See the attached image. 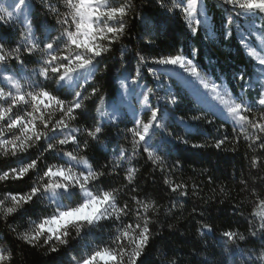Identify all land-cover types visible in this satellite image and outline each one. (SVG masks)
Returning a JSON list of instances; mask_svg holds the SVG:
<instances>
[{
  "label": "trees",
  "instance_id": "1",
  "mask_svg": "<svg viewBox=\"0 0 264 264\" xmlns=\"http://www.w3.org/2000/svg\"><path fill=\"white\" fill-rule=\"evenodd\" d=\"M30 2V16L37 37L44 39L50 29L59 27L53 15L47 12V6L58 9L61 15L67 13L68 9L64 0ZM130 2L136 8V13L130 14L125 35L111 45L109 52L98 58V67L91 79L84 83L82 89H77L87 98L83 101V112L77 110V119L70 124L71 128L80 129L75 133L79 146L69 143L60 146L58 151L62 149L63 152H72L86 159L93 170L104 171L105 176L97 187L104 190L118 189V206L127 203L130 209H137L132 199L134 196L140 201L154 202L155 207L147 213L152 221L149 224L152 237L137 264H254L264 251L260 244L261 235H249L251 226L255 225L258 229L260 224L257 213L261 209L257 208V204L260 199H264V150L249 147L251 141L246 137L259 134L249 125H243L242 130L227 122L196 103L185 90L175 84L173 95L167 97L166 109L169 114L165 123V138L158 144L160 150L157 155L163 163H154L142 147L137 148L134 154L133 137L128 132V129L134 127V121L130 118L103 121L104 126L98 139L89 137L85 131L94 129L100 121L97 109L101 97L114 95L116 79L121 71L135 75L138 69L144 82L155 85L154 74L149 69H154V62L162 57L186 51L187 56L192 58L194 48H198L201 61L198 63L205 67L213 62L208 55L212 49L218 48L221 56L226 55L225 49L219 46L220 49L217 43L209 45L200 35L201 39L196 40L194 32L200 33V27L197 26V31L192 30L179 8L173 14L160 7L166 3L168 8H172L173 0ZM198 7L205 10L210 25L214 28L220 26L219 32L224 35L228 12L223 2L203 0L201 6L198 0ZM139 16H143L142 22ZM261 24L264 26V21L261 20ZM44 28L47 29L46 33ZM24 32L18 24L0 21V37L7 41L5 48L8 50L14 49L22 41ZM57 34L56 31L51 32L53 36ZM231 40L234 46L227 49L230 63L224 70L226 76H221V79L229 83L238 96L237 89L244 86L237 85L239 70L252 61L244 49L235 48L237 41L234 36ZM38 56H29L22 50L23 65L12 60L9 71L19 75V79L27 86L36 79L34 70L42 67L36 62ZM46 83L50 90L56 87L54 80ZM93 88L98 89L95 95L92 94ZM166 93L169 94L168 91ZM54 94H59L65 100L72 98L63 92ZM259 94L260 91L251 95L248 105L250 110L242 113L249 120H258L264 115V106L257 102ZM23 107L17 114L22 115ZM225 138V143L219 149L216 148V141ZM41 152L42 148L38 146L17 157L0 150V173L29 163L31 159L40 156ZM256 157L262 163L253 167L251 161ZM65 161L52 153H44L38 162V171H30L22 180L0 181V200H4L9 193L27 192L46 170V165L65 164ZM129 168L136 170L132 183L126 179ZM166 180L169 183L166 184ZM175 184L183 187L173 193L171 187ZM92 190L95 191V188ZM185 190L187 195L180 196L179 193ZM75 203L76 199L68 200L72 206ZM8 206H11L10 201L5 202V207ZM54 210V206L42 198L8 216L0 211V246L12 252L8 264H78L82 257L90 255L92 251L115 248L118 231L124 225L139 222L133 211L123 217L122 221L101 222L100 227L91 229L86 236L83 232L77 236L76 229L70 228L69 243L57 245L56 252L50 251V245L45 244L43 238L35 244L18 238L19 234L31 232L35 224ZM140 212L143 218V208H140ZM225 231L243 234L246 239L230 240L222 235ZM124 246L131 251L130 244L125 243Z\"/></svg>",
  "mask_w": 264,
  "mask_h": 264
},
{
  "label": "snow or ice",
  "instance_id": "2",
  "mask_svg": "<svg viewBox=\"0 0 264 264\" xmlns=\"http://www.w3.org/2000/svg\"><path fill=\"white\" fill-rule=\"evenodd\" d=\"M199 2L203 6V0ZM64 3L68 12L63 15L58 9L47 6V12L53 15L59 27L50 29L44 39L37 37L31 26H28L22 34V41L14 49L8 50L5 48L7 41L4 37H0V84L3 85L0 87V149H3L5 154L18 157L20 154L29 153L30 149L38 146L42 148L40 156L36 159H31L29 163L0 173V181L22 180L30 171H38V162L42 160L44 153H52L62 160L67 158L65 164L46 165V170L33 182L27 192L9 193L4 200H0V211L8 216L24 209L25 205L46 198L49 205L54 206V212L44 216L38 224H35L31 232L19 234L18 238L29 244H35L43 238L44 243L50 245L52 252L58 251L57 245L69 243L70 228L76 229L77 236H81L82 232L86 236L91 229L100 227L101 222L122 221L123 217L135 211L139 222L135 225L131 223L124 225L118 231L115 248L92 251L90 255L82 257L78 264H97L98 260L104 261L105 264H137L152 237L149 228L152 221L147 217V213L149 209L155 207L154 202L140 201L134 196L132 199L136 202L137 209H130L127 203L118 206V189L104 190L97 187L101 178L105 176L104 171L93 170L86 159L78 158L72 152H63L62 149L58 151L60 146L69 143L79 146L75 133L80 129H73L70 124L77 119V110L83 112V101L87 99L82 91L77 90L83 88L80 79L85 73L87 76L84 77V82L87 83V80L91 79L98 67V58L109 52L111 45L119 42L125 35L128 27L127 20L130 14L136 13V8L130 0L127 2H121V0H64ZM181 5L184 6L181 8ZM15 7L22 9L30 5L27 0H19ZM160 7L173 14L176 8H180L189 25L193 21L197 25L207 22L206 15L203 21L195 19L198 14V0H187L186 4L184 0H173L172 8H168L166 3L161 4ZM223 7L228 12V28L223 33L225 36L231 34V25L235 23L233 14L235 18L244 16L250 20L258 18L264 21V0H223ZM12 17L13 13L7 12V19L10 20ZM5 19V16L0 15V21ZM139 19L142 22L144 18L139 16ZM53 31L58 34L51 35ZM258 31H264V26ZM240 43H245L243 33H241ZM22 50L29 56L39 54L36 62L42 65L41 68L34 70L36 79L27 85L32 91H25L20 80L14 75H6L12 60L23 65ZM252 54L256 55L254 50ZM155 63L178 65L192 77L197 78L206 89L208 88V84L201 77V70L192 59L184 55L162 57ZM260 64L264 65V59L260 60ZM149 71L154 73L155 70L149 69ZM41 77L43 79H40ZM49 80L55 81L54 89L48 88L46 82ZM260 87L264 88V85ZM5 88L8 90L6 91ZM217 88L218 86L213 84L211 91L215 93V99L225 104L229 117L240 124L242 130L243 125L247 124L259 133L246 137L251 141L249 147L255 146L264 150V115L258 120H249L247 116L242 115L246 110H250L247 102H244L242 97H240L241 103H236L234 100L225 101ZM54 92H63L72 98L71 100L61 99L60 95ZM97 92V88L92 89L93 95ZM144 100L147 103V95L144 96ZM172 102L175 103V99ZM257 102L264 106V91L260 92ZM103 104L104 100L101 97V106ZM24 105H31L32 110L23 115L17 114ZM161 110L153 108L147 122L136 119L134 127L128 129L133 137L134 154L137 148L142 147L154 163H163L161 157L157 155L160 150L159 146L153 143L155 130L163 127L158 115ZM56 113H59V119H53ZM97 113L100 121L94 129H85L87 135L93 139H98L102 133L104 125L101 121L105 119L110 121L115 118L112 112L103 111L101 108L97 109ZM15 129L21 131L20 136H14L11 140L3 138L5 132L11 133ZM58 136L61 138L57 139ZM225 140L226 138L217 140L215 147L219 149ZM85 147H87L86 143ZM121 155H123V150H121ZM261 163L259 157L251 161L253 167ZM176 164L179 165V161ZM81 165L84 166L83 170L77 171ZM135 172L133 168L128 169L126 179L129 183L133 182ZM165 183L169 181L166 180ZM182 187L181 184H175L171 187V191L176 193ZM93 188L95 191L92 190ZM179 195L186 196L187 191L180 192ZM73 199H76L75 206L64 202ZM6 201H10L11 206L5 207ZM140 208L144 210L143 218ZM257 208L261 209L257 213L260 218L259 228L252 225L249 235L252 237L261 235L260 244L264 248V199L259 200ZM222 235L233 241L237 239L245 241L246 239L245 235L233 231H225ZM125 243L131 245V251L124 246ZM11 259V250L0 246V264H8ZM254 264H264V251L256 258Z\"/></svg>",
  "mask_w": 264,
  "mask_h": 264
},
{
  "label": "rangeland",
  "instance_id": "3",
  "mask_svg": "<svg viewBox=\"0 0 264 264\" xmlns=\"http://www.w3.org/2000/svg\"><path fill=\"white\" fill-rule=\"evenodd\" d=\"M223 2V0H220ZM19 0H0V15L5 16V20L1 22L9 24H18L23 28L24 31L27 30L28 26H31L35 35V27L31 21L30 10L31 2L27 0V3L30 7L17 9L15 5ZM184 3H187V0H184ZM184 5H181V8ZM180 9V8H179ZM181 10V9H180ZM7 12H12L13 17L9 20L7 19ZM184 15V14H183ZM205 10L202 7H198V14L195 16V19L204 20ZM235 23L231 25L230 35L220 34V26L217 28L210 25L209 17L207 16V22H203L199 25L195 24V21L189 25L188 21L185 19L186 23L191 26L192 30L197 31V26L200 27V33L195 34L196 40L204 39L209 45L218 44V47L225 49V57L220 55L218 48L212 49L209 51V56L212 57L213 62L203 67L198 62H201L198 56V48H194L193 56L188 57L186 51H183L180 55H184L188 59H192L198 68L201 70V77L208 84L206 89L197 78L192 77L185 70L181 69L178 65H159L154 62V80L155 85H149L140 78L139 70L137 69L135 75H130L125 70L121 71L116 79V89L113 96L103 98L104 104L101 106V102L98 108H101L103 111H109L114 114V119L110 121H117L124 118H130L133 121L140 119L143 122H147L151 117V110L153 108L162 109L158 115L160 116V123L163 127L155 130L153 143L158 145L159 142L165 138V123L168 121L169 111L166 109L167 97L173 95L175 84L179 85L180 89L185 90L192 99L200 104L206 110L214 112L217 116L225 119L227 122H230L237 127H241L240 124H237L233 121L226 111V106L221 101L215 99V93L211 91L212 85L216 84L218 86L217 91L221 93L225 101L234 100L236 103H241L240 97L243 98L244 102H247L249 105V98L251 95H254L256 92L264 91V88H261V85H264V65L260 64V60L264 59V31H258L262 29L261 20L256 18L250 20L244 16L240 18H235L233 14ZM185 18V16H184ZM227 20V17H226ZM221 21V20H220ZM225 24V29L228 28L227 21ZM47 32V29L44 28V33ZM241 33L245 37V43L241 44ZM201 38H200V36ZM233 36L236 38L237 45L235 48L244 49L246 55L251 59L252 63L250 65H243L239 70V77L237 80V85L243 86L242 89H237L238 96L235 94V91L231 88L229 83H226L224 79H221V76H226L224 70L230 63V55L227 53V49L231 45L234 46V43L231 39ZM203 40V42H204ZM195 41V40H194ZM215 42V43H213ZM216 46V45H215ZM219 47V48H220ZM220 48V49H221ZM255 51L256 55L252 54V51ZM222 53V52H221ZM236 65V64H235ZM14 75L16 79H19V75H15L8 71L6 75ZM87 76V73L81 77L80 83L84 85V77ZM241 76L243 78H241ZM92 77V76H91ZM20 80V79H19ZM89 80V79H88ZM87 80V81H88ZM21 85L24 87L25 91H31L27 88L26 85L20 80ZM251 85V86H249ZM3 85L0 84V87ZM7 91L8 89L5 88ZM169 92V94L166 93ZM241 92V93H240ZM240 93V95H239ZM148 96V101L145 103L144 96ZM23 107V106H21ZM31 105H24L22 108V115L24 113L30 112ZM59 113H56L55 117H58ZM99 116V114H98ZM100 119V117H99ZM105 121H108L105 119ZM103 122V121H101ZM21 131L19 129L13 130L11 133L5 132L3 138L7 140L13 139L14 136H20ZM3 150V149H0ZM4 151V150H3ZM77 157V156H76ZM82 158V157H78ZM67 160V158H64ZM84 168L83 165L77 168V171H82ZM68 204V200L64 201ZM97 264H105L104 261L98 260Z\"/></svg>",
  "mask_w": 264,
  "mask_h": 264
}]
</instances>
